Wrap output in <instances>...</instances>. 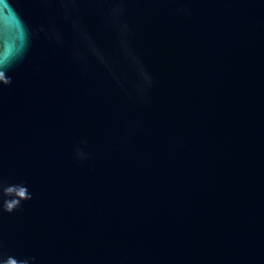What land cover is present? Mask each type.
<instances>
[{"label":"water","instance_id":"water-1","mask_svg":"<svg viewBox=\"0 0 264 264\" xmlns=\"http://www.w3.org/2000/svg\"><path fill=\"white\" fill-rule=\"evenodd\" d=\"M0 73V264H264V0H0Z\"/></svg>","mask_w":264,"mask_h":264},{"label":"clouds","instance_id":"clouds-1","mask_svg":"<svg viewBox=\"0 0 264 264\" xmlns=\"http://www.w3.org/2000/svg\"><path fill=\"white\" fill-rule=\"evenodd\" d=\"M0 76H2V73H0ZM9 191H13L12 189H9ZM17 195H19L20 197H25L26 196V189L24 188H20L19 191L17 192ZM14 203H18V202H10L8 204V210L11 211L12 210V207L14 205Z\"/></svg>","mask_w":264,"mask_h":264}]
</instances>
